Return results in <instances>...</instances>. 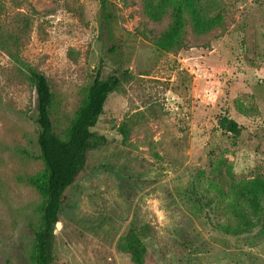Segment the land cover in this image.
Masks as SVG:
<instances>
[{"label": "rangeland", "instance_id": "1", "mask_svg": "<svg viewBox=\"0 0 264 264\" xmlns=\"http://www.w3.org/2000/svg\"><path fill=\"white\" fill-rule=\"evenodd\" d=\"M104 1L108 25L101 0H0L3 27L30 23L19 51L48 81L57 134L96 74L119 78L92 128L106 144L64 192L52 264H133L119 243L141 226L144 264H264V194L253 210L231 188L264 182V0H201L216 24L184 14L168 51L155 41L172 8L152 19L144 0ZM35 98L0 49V264H28L40 198L19 177L43 168Z\"/></svg>", "mask_w": 264, "mask_h": 264}, {"label": "trees", "instance_id": "2", "mask_svg": "<svg viewBox=\"0 0 264 264\" xmlns=\"http://www.w3.org/2000/svg\"><path fill=\"white\" fill-rule=\"evenodd\" d=\"M102 20L110 22V15L105 1L100 2ZM144 11L152 19H159L168 8H172V22L168 30L156 39V46L162 50H177L182 46V27L184 14H187L193 27L198 31L211 29L216 21L208 14L201 0H144ZM1 14V7H0ZM29 21L24 18L22 25L7 30L0 24V49L9 59L23 69L27 80L33 87L36 98L33 121L37 125V146L43 163L41 171L19 177V181L33 188L39 195L36 216L29 221L31 233L28 264H52L54 260V238L60 219L62 199L65 190L74 183L84 169L89 151L106 144L103 136L92 131L107 97L117 88L119 78L110 75L100 78L98 74L85 90V95L75 110L64 134L54 130L51 119L53 95L43 73L21 58L20 42L29 28ZM219 127L232 134L239 132L235 121L227 117L219 120ZM125 135V128H119ZM234 199L242 200L253 210L259 206V198L264 194L262 179L252 180L244 185H232ZM240 225L249 228L250 221L237 215ZM146 227H130L120 240L119 248L130 255L133 264H144L146 248L143 241Z\"/></svg>", "mask_w": 264, "mask_h": 264}, {"label": "water", "instance_id": "3", "mask_svg": "<svg viewBox=\"0 0 264 264\" xmlns=\"http://www.w3.org/2000/svg\"><path fill=\"white\" fill-rule=\"evenodd\" d=\"M54 232H56V230H54Z\"/></svg>", "mask_w": 264, "mask_h": 264}]
</instances>
